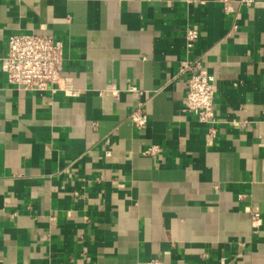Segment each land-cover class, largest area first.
I'll return each mask as SVG.
<instances>
[{"label":"crops","instance_id":"crops-1","mask_svg":"<svg viewBox=\"0 0 264 264\" xmlns=\"http://www.w3.org/2000/svg\"><path fill=\"white\" fill-rule=\"evenodd\" d=\"M12 34L62 42L78 94L13 86ZM197 58L213 123L183 109ZM152 259L264 264V0H0V264Z\"/></svg>","mask_w":264,"mask_h":264},{"label":"built area","instance_id":"built-area-1","mask_svg":"<svg viewBox=\"0 0 264 264\" xmlns=\"http://www.w3.org/2000/svg\"><path fill=\"white\" fill-rule=\"evenodd\" d=\"M257 0H241L250 4ZM226 6L228 2L226 1ZM197 26H188L185 33V46L192 50L199 39ZM63 62V43L55 40L49 34H12L8 38L7 52L2 58V69L6 72L8 81L21 90H65L78 93L71 86V79L61 74ZM181 72L186 77V95L183 103L185 111L193 112L201 122H215L214 77L207 67L197 58L181 62ZM73 89V90H72ZM130 90H135L131 86ZM138 128H144L148 123V115L143 106L137 107L130 115ZM159 151L157 146L145 150L147 154ZM254 220H260L258 210L253 213ZM145 264H163L161 260L152 259Z\"/></svg>","mask_w":264,"mask_h":264}]
</instances>
